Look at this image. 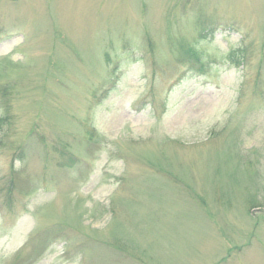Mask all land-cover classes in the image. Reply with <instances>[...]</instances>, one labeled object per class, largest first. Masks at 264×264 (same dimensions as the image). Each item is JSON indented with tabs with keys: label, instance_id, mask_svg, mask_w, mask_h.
Listing matches in <instances>:
<instances>
[{
	"label": "rangeland",
	"instance_id": "rangeland-1",
	"mask_svg": "<svg viewBox=\"0 0 264 264\" xmlns=\"http://www.w3.org/2000/svg\"><path fill=\"white\" fill-rule=\"evenodd\" d=\"M6 107L0 264H264V0H0Z\"/></svg>",
	"mask_w": 264,
	"mask_h": 264
},
{
	"label": "trees",
	"instance_id": "trees-1",
	"mask_svg": "<svg viewBox=\"0 0 264 264\" xmlns=\"http://www.w3.org/2000/svg\"><path fill=\"white\" fill-rule=\"evenodd\" d=\"M202 37H203V35H202ZM178 56H179L178 63H184V61H186V59H187L188 67L186 69V73H193V74L199 73L201 75L206 73V71L208 69V64L206 62L202 61V58L197 54V51L195 48L187 47V46H184V44H183L179 49ZM239 66H241V65H239ZM186 73L183 74L182 76H179L178 79L181 80L182 77H185ZM257 87H258V84L255 85V89ZM254 95H256V91L254 92ZM261 97H263V94H261ZM7 109H8V107H6L5 114L0 117V149L4 148V144L2 141L1 134L3 136L8 137L9 135L12 134V132H14L11 129L12 126L10 123V116H8V113H7ZM90 150H91V148H90ZM9 178H10L9 179V187H8L7 192H8V194H11L12 189L15 187V184H14L15 179H14L13 175H9ZM36 236H34L32 238V239H34V241L29 243V246H28V248H29L30 244H32V243L34 244L36 242V245H33L34 246V250H33L34 255L40 253L41 251L48 250L54 244V241H52V240L56 238L57 234H56V232H52L51 234H48V232H46V233L40 232L39 235L37 237Z\"/></svg>",
	"mask_w": 264,
	"mask_h": 264
}]
</instances>
